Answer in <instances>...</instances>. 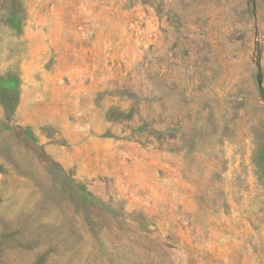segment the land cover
I'll return each mask as SVG.
<instances>
[{
	"label": "rangeland",
	"instance_id": "obj_1",
	"mask_svg": "<svg viewBox=\"0 0 264 264\" xmlns=\"http://www.w3.org/2000/svg\"><path fill=\"white\" fill-rule=\"evenodd\" d=\"M0 264H264V0H0Z\"/></svg>",
	"mask_w": 264,
	"mask_h": 264
}]
</instances>
